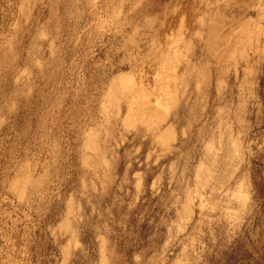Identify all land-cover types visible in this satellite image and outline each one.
I'll return each mask as SVG.
<instances>
[{
	"label": "rangeland",
	"instance_id": "374dc122",
	"mask_svg": "<svg viewBox=\"0 0 264 264\" xmlns=\"http://www.w3.org/2000/svg\"><path fill=\"white\" fill-rule=\"evenodd\" d=\"M0 264H264V0H0Z\"/></svg>",
	"mask_w": 264,
	"mask_h": 264
},
{
	"label": "bare ground",
	"instance_id": "6f19581e",
	"mask_svg": "<svg viewBox=\"0 0 264 264\" xmlns=\"http://www.w3.org/2000/svg\"><path fill=\"white\" fill-rule=\"evenodd\" d=\"M206 2V1H205ZM133 3V2H132ZM117 12V11H116ZM194 14V13H193ZM113 18V17H112ZM111 18V19H112ZM198 19V18H197ZM151 20V19H150ZM203 21V20H202ZM152 22V21H151ZM213 26V25H212ZM211 32V31H210ZM183 35V34H182ZM252 36V35H251ZM142 38V37H141ZM208 39V38H207ZM128 45V44H127ZM201 49V48H200ZM148 51V50H147ZM146 53V52H145ZM166 53V52H165ZM154 54V53H153ZM152 54V55H153ZM168 54V53H167ZM169 60V59H168ZM138 62V61H137ZM159 62V61H158ZM137 65V64H136ZM155 69V68H154ZM166 72V71H165ZM118 77V76H117ZM173 78V77H172ZM122 79V78H121ZM167 81V80H166ZM139 82V81H138ZM161 84V83H160ZM173 84V83H172ZM140 85V84H139ZM129 86V85H128ZM127 86V87H128ZM117 87V86H116ZM171 87V86H170ZM131 89H132V87H131ZM152 90V89H151ZM154 90V89H153ZM179 90V89H178ZM116 91V90H115ZM123 91V90H122ZM169 91V90H168ZM154 92V91H153ZM157 92V91H156ZM150 93V92H149ZM173 93V92H172ZM117 95V94H116ZM124 96V95H123ZM155 96V95H154ZM128 97V96H127ZM115 99V98H114ZM145 101V100H144ZM167 101H168V99H167ZM163 103V102H162ZM138 104H139V102H138ZM146 105V104H145ZM156 106V105H155ZM110 107V106H109ZM148 107V106H147ZM157 108V107H156ZM141 109V108H140ZM165 109V108H164ZM143 110V109H142ZM106 111V110H105ZM144 111V110H143ZM136 112V111H135ZM143 113V112H142ZM156 113V112H155ZM162 113V112H161ZM145 115H147V114H145ZM156 116V115H155ZM140 117V116H139ZM153 118V117H152ZM156 118V117H155ZM153 120V119H152ZM158 120V119H157ZM156 121V120H155ZM133 123V122H132ZM148 124V123H147ZM157 128V127H156ZM155 129V128H154ZM164 131V130H163ZM166 131V130H165ZM222 131V130H221ZM163 135H164V133H162ZM227 134V133H226ZM157 135V134H156ZM174 135V134H173ZM159 136V135H158ZM166 136V135H165ZM225 136V135H224ZM169 137V136H168ZM221 138V137H220ZM225 138V137H224ZM165 140V139H164ZM89 141V140H88ZM96 142V141H95ZM163 143V142H162ZM98 145V144H97ZM231 149V148H230ZM228 150V149H227ZM214 157V156H213Z\"/></svg>",
	"mask_w": 264,
	"mask_h": 264
}]
</instances>
